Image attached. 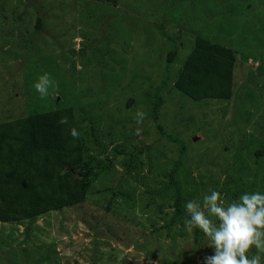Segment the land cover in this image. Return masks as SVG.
<instances>
[{
    "label": "rangeland",
    "instance_id": "1",
    "mask_svg": "<svg viewBox=\"0 0 264 264\" xmlns=\"http://www.w3.org/2000/svg\"><path fill=\"white\" fill-rule=\"evenodd\" d=\"M96 3L0 0V122L72 107L83 139L96 137L104 149L99 160L113 168L90 180L83 202L68 205L78 184L53 166L59 205L36 212L30 210L46 178L37 187L16 184L23 210H0V264H203L210 242L187 231L186 218L175 221L171 190L157 193L184 149L177 176L185 170L192 178L179 185L185 216L186 203L202 202L210 190L226 203L245 192L264 194V0ZM195 36L236 51L230 100L195 102L172 89ZM172 47L177 58L167 67ZM44 73L58 90L41 99L34 84ZM137 112L145 114L142 124Z\"/></svg>",
    "mask_w": 264,
    "mask_h": 264
},
{
    "label": "trees",
    "instance_id": "2",
    "mask_svg": "<svg viewBox=\"0 0 264 264\" xmlns=\"http://www.w3.org/2000/svg\"><path fill=\"white\" fill-rule=\"evenodd\" d=\"M95 1L100 2V4L96 3L99 5V9L104 8L103 5L108 3L117 5V0ZM90 5L92 3L88 2V6ZM42 21L43 18L36 19L37 30H40ZM177 52V49L172 47L167 53V67L177 58ZM237 63L236 51L233 49L195 36L190 52L174 77L172 89L195 102L230 100L235 88ZM162 84L164 83L162 82ZM164 88L161 86L155 88L156 98L152 113L154 120L158 117L162 103L160 93ZM73 112L74 108L72 107L42 113L32 112L0 122V191L3 190L4 193L0 192L4 196L3 207H0V210L9 207L17 211L20 210L22 206L20 202L23 197L16 193L18 187L16 184L22 183L25 188L27 183H32L34 187H37L40 180L42 181L44 178L46 180L41 184H44L45 190L38 195L35 194L34 208H31L30 212H36V209L40 207L48 208L59 205L60 200L54 198L56 183L53 182L54 176L50 173L53 166L59 168V172L69 174L78 184L79 190H75L69 197L71 202L69 201L68 205L84 201V189L88 188L91 179L105 171V175L112 174L113 168L109 163L105 164L106 159L99 160V157L104 154V149H97L96 137H91L88 140L83 139L82 129L77 126ZM62 116L69 118L70 126L79 133L78 139H73L70 135L69 126L58 123ZM183 150L179 152V157L175 160V169L169 173L168 183L157 193L158 195L164 194L160 195L164 197L170 192L169 190L172 191L170 200L172 201L171 207L174 209L175 221L182 218L190 219V216L184 214L183 205L186 200L179 185L183 178L187 181H191L192 178L189 176L190 173L185 170L181 180L177 176L183 167L181 159L185 155ZM115 152L118 155L123 154L121 151L116 150ZM254 154L260 157L263 152ZM197 164L199 166V163ZM122 168L123 172L128 175L133 169L131 163L126 161ZM232 184H236V182L233 181ZM235 190L237 191L238 188ZM65 199L68 200V198ZM7 204H9L8 207H5ZM21 210H23V206ZM3 213L6 211L3 210ZM172 223L173 221L167 227H170ZM193 230L196 236L200 233V238L203 237L204 233L201 230L199 232L196 228Z\"/></svg>",
    "mask_w": 264,
    "mask_h": 264
},
{
    "label": "clouds",
    "instance_id": "3",
    "mask_svg": "<svg viewBox=\"0 0 264 264\" xmlns=\"http://www.w3.org/2000/svg\"><path fill=\"white\" fill-rule=\"evenodd\" d=\"M34 87L41 99L48 96L49 88L58 90L48 73L41 75ZM144 116L143 112H137V124H142ZM58 123L69 126L70 135L78 139L79 133L70 126L67 116H62ZM136 134L140 135V129ZM185 207L190 216L184 221L186 230L200 229L213 249L204 257L203 264H262L259 253L264 252V194L245 192L226 203L219 191L210 190L202 202L192 200ZM253 248L256 254L250 257Z\"/></svg>",
    "mask_w": 264,
    "mask_h": 264
}]
</instances>
